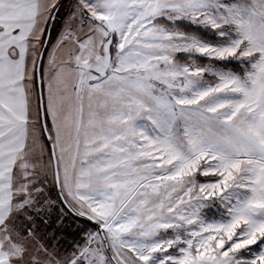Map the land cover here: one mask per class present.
<instances>
[{"label":"snow or ice","instance_id":"1","mask_svg":"<svg viewBox=\"0 0 264 264\" xmlns=\"http://www.w3.org/2000/svg\"><path fill=\"white\" fill-rule=\"evenodd\" d=\"M0 264H264V0H0Z\"/></svg>","mask_w":264,"mask_h":264}]
</instances>
